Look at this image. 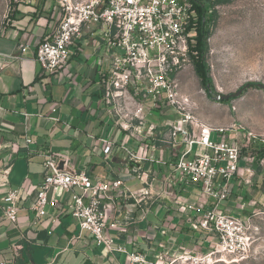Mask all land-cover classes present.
<instances>
[{"label": "built area", "instance_id": "obj_1", "mask_svg": "<svg viewBox=\"0 0 264 264\" xmlns=\"http://www.w3.org/2000/svg\"><path fill=\"white\" fill-rule=\"evenodd\" d=\"M31 1L0 0V37L7 33L13 4ZM55 7L57 28L38 44L36 60L45 71L56 74L68 63L71 46L90 33L99 40L102 55L108 60L101 83L103 97L120 130L129 137H154L158 125L148 123L155 116L153 110L174 111L175 117L167 121L166 131L159 133L160 141L176 153L175 170L198 187L196 199L191 201L176 191L174 202L180 214L197 216L194 228L207 232L210 242L201 253L183 252L176 257L163 251L150 258L138 242L119 241L114 234L123 225L118 217L122 209L118 203L134 200L135 205L142 204L152 197L151 186L131 190L121 178L93 181L85 172L60 168L54 152L44 154L43 179L37 189L20 186L7 192L4 218L16 224L22 199L33 191L32 209L37 212V220L54 209L68 212L78 222V237L87 231L94 245L102 246L107 253L125 254L128 264H176L189 259L211 264L248 258L255 241L253 222L224 203L233 193V179H244L251 168L241 167V150L229 140L226 128L208 125L197 116V103L181 86V74L192 62L191 45L199 20L193 2L55 0ZM21 50L24 52L27 47ZM102 141L104 153L112 152L115 140ZM128 153L137 160L164 161L153 155ZM174 182V175H168L164 184L173 189ZM168 188L164 191L167 196L171 190ZM60 192L67 195L60 198ZM133 213L132 208L124 224H135ZM13 250L17 251L18 246ZM0 264L7 263L0 260Z\"/></svg>", "mask_w": 264, "mask_h": 264}, {"label": "crops", "instance_id": "obj_2", "mask_svg": "<svg viewBox=\"0 0 264 264\" xmlns=\"http://www.w3.org/2000/svg\"><path fill=\"white\" fill-rule=\"evenodd\" d=\"M57 25L55 0L14 3L7 33L0 37V260L7 264H57L58 255L74 243L99 247L90 234L83 232L78 237V222L68 212L54 209L37 220V212L32 209L33 191L22 199L16 224L4 218L8 191L20 186L38 188L47 152L56 153L60 168L85 172L93 181L121 178L128 188L130 183L137 186L131 190L151 186L153 195L142 204L135 205L134 200L118 203L122 207L118 217L123 225L114 234L119 241L138 242L150 258L163 251L173 255L203 252L210 242L208 233L194 228L196 215L178 212L173 197L178 191L192 201L198 196V187L175 170L176 153L160 141L159 133L166 131L167 121L175 117L174 111L153 110L155 116L148 123L158 125L156 136L129 137L120 130L103 97L101 83L108 60L102 55L99 40L85 34L71 46L68 63L56 74L45 71L36 60L38 44L51 37ZM24 46L27 50L23 52ZM104 138L116 142L109 154L104 153ZM128 150L166 162L137 160ZM241 167H248L244 160ZM168 175L175 177L173 189L164 184ZM253 175L251 168L244 179L235 178L233 193L238 197L234 204L229 198L224 206L240 205ZM167 188L171 189L168 196L164 192ZM58 195L62 198L67 194ZM132 208L136 222L126 225L125 217ZM14 246H18L17 251ZM41 248L55 255L40 262L36 254ZM117 254L123 255L124 260ZM103 255L111 264L129 263L123 253L104 251ZM103 255H92L90 264H102Z\"/></svg>", "mask_w": 264, "mask_h": 264}, {"label": "rangeland", "instance_id": "obj_3", "mask_svg": "<svg viewBox=\"0 0 264 264\" xmlns=\"http://www.w3.org/2000/svg\"><path fill=\"white\" fill-rule=\"evenodd\" d=\"M205 1L209 4L207 28H211L206 58L215 88L213 96L216 93H234L249 82L264 84V0ZM213 1L218 2L213 4ZM180 81L183 91L197 103V116L208 125L226 128L229 140L239 146L243 160L254 171L240 205L230 206L253 222L255 241L251 254L238 262L211 264H264V89L255 85L238 98L226 102L216 100L203 87L193 61L181 74ZM129 186L137 188L133 183ZM237 197L232 193L230 200L233 204ZM104 251L102 246L93 249L74 243L58 255L57 264H90L92 255L102 256ZM181 254L177 252L175 256ZM53 255L51 250L41 248L36 257L41 262L51 260ZM103 257L102 264H111L106 256ZM117 257L124 260L123 255L117 254ZM176 264L198 263L189 259L185 263L179 260Z\"/></svg>", "mask_w": 264, "mask_h": 264}, {"label": "trees", "instance_id": "obj_4", "mask_svg": "<svg viewBox=\"0 0 264 264\" xmlns=\"http://www.w3.org/2000/svg\"><path fill=\"white\" fill-rule=\"evenodd\" d=\"M197 11L199 20L196 24V37L194 44L191 45V58L195 66V70L201 79L203 87L207 90L210 97L213 98V93L215 92L213 78L210 74V67L207 63L206 55L209 52L208 39L211 35V28H207L208 16L207 8L208 2L205 0H191ZM218 1H213L211 3L216 4ZM214 13L216 11L214 10ZM252 86H255L254 82H251ZM212 89V92H210ZM231 100V99H230ZM226 102V100H219Z\"/></svg>", "mask_w": 264, "mask_h": 264}, {"label": "water", "instance_id": "obj_5", "mask_svg": "<svg viewBox=\"0 0 264 264\" xmlns=\"http://www.w3.org/2000/svg\"><path fill=\"white\" fill-rule=\"evenodd\" d=\"M257 87L264 89V84L262 83H254ZM252 86L251 82L243 85L241 88H239L238 91L234 92V93H229V94H220V93H216L213 97L216 100H230V99H234V98H238L240 97L245 90H247L248 88H250ZM210 92H212V89H210Z\"/></svg>", "mask_w": 264, "mask_h": 264}]
</instances>
